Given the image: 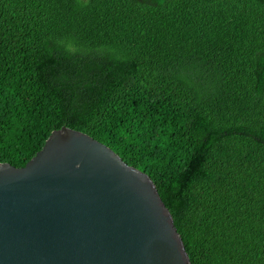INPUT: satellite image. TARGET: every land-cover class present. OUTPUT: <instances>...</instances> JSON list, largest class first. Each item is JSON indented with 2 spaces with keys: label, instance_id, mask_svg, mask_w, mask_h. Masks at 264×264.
<instances>
[{
  "label": "trees",
  "instance_id": "16d2710c",
  "mask_svg": "<svg viewBox=\"0 0 264 264\" xmlns=\"http://www.w3.org/2000/svg\"><path fill=\"white\" fill-rule=\"evenodd\" d=\"M63 127L151 178L191 264H264V0H0V164Z\"/></svg>",
  "mask_w": 264,
  "mask_h": 264
},
{
  "label": "water",
  "instance_id": "95a60500",
  "mask_svg": "<svg viewBox=\"0 0 264 264\" xmlns=\"http://www.w3.org/2000/svg\"><path fill=\"white\" fill-rule=\"evenodd\" d=\"M0 264H191L151 178L63 127L0 164Z\"/></svg>",
  "mask_w": 264,
  "mask_h": 264
}]
</instances>
